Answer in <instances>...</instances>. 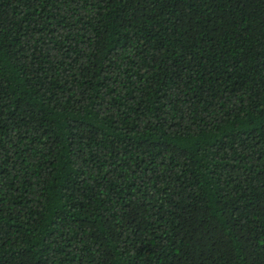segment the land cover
<instances>
[{"label": "trees", "instance_id": "1", "mask_svg": "<svg viewBox=\"0 0 264 264\" xmlns=\"http://www.w3.org/2000/svg\"><path fill=\"white\" fill-rule=\"evenodd\" d=\"M0 264H264V0H0Z\"/></svg>", "mask_w": 264, "mask_h": 264}]
</instances>
